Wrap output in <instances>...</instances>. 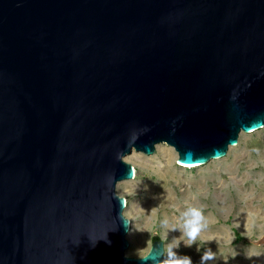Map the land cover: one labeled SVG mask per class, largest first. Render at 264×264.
<instances>
[{"label": "water", "instance_id": "1", "mask_svg": "<svg viewBox=\"0 0 264 264\" xmlns=\"http://www.w3.org/2000/svg\"><path fill=\"white\" fill-rule=\"evenodd\" d=\"M262 128L264 0H0V264H156L126 255L124 158Z\"/></svg>", "mask_w": 264, "mask_h": 264}, {"label": "rangeland", "instance_id": "2", "mask_svg": "<svg viewBox=\"0 0 264 264\" xmlns=\"http://www.w3.org/2000/svg\"><path fill=\"white\" fill-rule=\"evenodd\" d=\"M236 146L195 168L182 167L167 143L157 144L152 155L136 150L128 154L124 159L134 166L136 176L117 185L131 221L126 255L147 254L154 236L167 249L181 233L168 231L163 221L174 223L191 205L202 208L209 227L191 247L181 241L178 254L200 264L205 250L211 249L216 259L208 264H264V128L242 132Z\"/></svg>", "mask_w": 264, "mask_h": 264}, {"label": "clouds", "instance_id": "3", "mask_svg": "<svg viewBox=\"0 0 264 264\" xmlns=\"http://www.w3.org/2000/svg\"><path fill=\"white\" fill-rule=\"evenodd\" d=\"M145 131H148V129H145ZM163 225L168 228V231H179L181 236L168 243L167 249H165L163 244L161 245L156 264H192V260L189 256L180 255L175 249L179 248L181 241L184 242L185 247H191L196 243L199 235L208 229L209 220L204 215L202 208L190 205L180 213L174 223L164 220ZM181 237L186 239H180ZM106 242L110 243V241ZM152 251L153 249L151 252ZM149 255L139 259L145 261ZM215 259L216 253H213L211 249H207L201 256L200 264H208L209 261Z\"/></svg>", "mask_w": 264, "mask_h": 264}, {"label": "bare ground", "instance_id": "4", "mask_svg": "<svg viewBox=\"0 0 264 264\" xmlns=\"http://www.w3.org/2000/svg\"><path fill=\"white\" fill-rule=\"evenodd\" d=\"M252 133V132H251ZM236 146V145H235ZM233 148H237V146L236 147H234V146H232ZM217 159H219V158H217ZM217 159H215V160H217ZM182 165V164H181ZM204 165V164H203ZM199 166H202V165H194V166H186V165H183L182 167H186V168H195V167H199ZM135 171V170H134ZM135 176H136V173H135Z\"/></svg>", "mask_w": 264, "mask_h": 264}, {"label": "trees", "instance_id": "5", "mask_svg": "<svg viewBox=\"0 0 264 264\" xmlns=\"http://www.w3.org/2000/svg\"><path fill=\"white\" fill-rule=\"evenodd\" d=\"M157 239H160V237H159V236H155V237L153 238V240H157Z\"/></svg>", "mask_w": 264, "mask_h": 264}]
</instances>
